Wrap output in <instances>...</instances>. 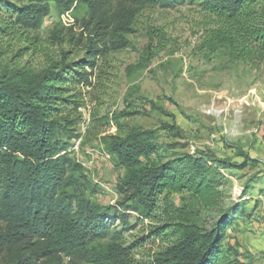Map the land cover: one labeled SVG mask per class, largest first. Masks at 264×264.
Segmentation results:
<instances>
[{"label":"trees","instance_id":"16d2710c","mask_svg":"<svg viewBox=\"0 0 264 264\" xmlns=\"http://www.w3.org/2000/svg\"><path fill=\"white\" fill-rule=\"evenodd\" d=\"M17 1L20 7L0 0L11 14L3 33L38 31L51 2L63 13L83 2L92 17L87 25L94 34L108 29L112 50L127 48L125 36L132 32L140 8L174 9L186 2L118 0L113 9L114 0ZM195 1L218 22L215 30L205 33L199 52L206 58L224 52L232 62L255 67L264 63V0L190 2ZM159 37L164 44L165 37ZM106 49L90 48L83 63H55L41 72L21 69L0 77V261L136 264L133 254L150 243L159 250L150 264H236L240 254L235 251L232 261L223 242L231 213L239 215L242 207L230 208L210 229L200 224L201 209L222 211L225 206L224 170L236 168L228 161L186 155L149 163L159 131L132 128L105 142L126 171L117 186L123 203L102 207L87 197L91 182L83 165L68 152L72 137L64 138L74 131L79 117L73 115L81 106L65 78L74 74L72 82L90 87L89 73L80 70L93 69ZM171 194L189 196L194 204H171ZM134 214L136 221L130 224ZM146 220L149 225L139 232L143 235L126 245L123 234L136 231Z\"/></svg>","mask_w":264,"mask_h":264},{"label":"rangeland","instance_id":"374dc122","mask_svg":"<svg viewBox=\"0 0 264 264\" xmlns=\"http://www.w3.org/2000/svg\"><path fill=\"white\" fill-rule=\"evenodd\" d=\"M8 1L20 7L17 0ZM190 1L174 9L140 8L122 50H112L108 29L94 34L83 2L66 13L51 2L41 28L23 34L3 33L11 14L0 4V77L21 69L41 72L55 63H83L90 48L106 47L93 69L80 70L89 73L90 87L72 82L74 74L65 78L81 106L73 115L79 117L74 131L64 138L72 137L68 152L91 182L87 197L102 207L123 203L117 186L126 171L107 150L108 137L125 135L132 128L158 130L149 163L204 155L236 166L224 170L228 182L223 210L201 209L200 224L210 229L240 205L239 215L231 213L223 245L230 249L232 261L235 251L240 254L236 264H264V63L255 67L232 62L224 52L206 58L197 47L218 22L198 1ZM159 35L165 37L162 45ZM169 202L194 204L189 196L174 194ZM138 225L136 231L123 234L126 245L143 235L139 232L149 221ZM158 253L157 246L146 243L133 257L136 264H150Z\"/></svg>","mask_w":264,"mask_h":264}]
</instances>
